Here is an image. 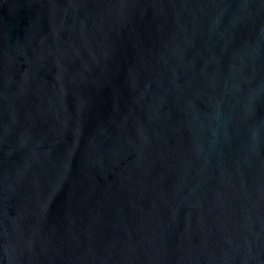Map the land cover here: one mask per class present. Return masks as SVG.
Here are the masks:
<instances>
[{"label": "water", "instance_id": "water-1", "mask_svg": "<svg viewBox=\"0 0 264 264\" xmlns=\"http://www.w3.org/2000/svg\"><path fill=\"white\" fill-rule=\"evenodd\" d=\"M0 264H264V0H0Z\"/></svg>", "mask_w": 264, "mask_h": 264}]
</instances>
